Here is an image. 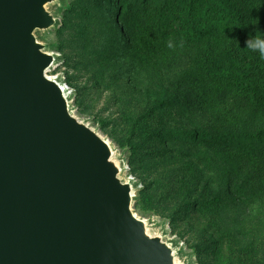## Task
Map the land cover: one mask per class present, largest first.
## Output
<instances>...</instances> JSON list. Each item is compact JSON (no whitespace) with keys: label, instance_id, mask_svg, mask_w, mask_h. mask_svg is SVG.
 <instances>
[{"label":"rangeland","instance_id":"1","mask_svg":"<svg viewBox=\"0 0 264 264\" xmlns=\"http://www.w3.org/2000/svg\"><path fill=\"white\" fill-rule=\"evenodd\" d=\"M213 1L196 25L180 19L190 0H55V25L34 35L70 114L109 144L133 213L177 264H264V85L256 69L250 93L209 77L227 60V24L264 38V0Z\"/></svg>","mask_w":264,"mask_h":264},{"label":"water","instance_id":"2","mask_svg":"<svg viewBox=\"0 0 264 264\" xmlns=\"http://www.w3.org/2000/svg\"><path fill=\"white\" fill-rule=\"evenodd\" d=\"M54 1L0 0V264H177L47 76L55 59L34 33L55 25Z\"/></svg>","mask_w":264,"mask_h":264},{"label":"trees","instance_id":"3","mask_svg":"<svg viewBox=\"0 0 264 264\" xmlns=\"http://www.w3.org/2000/svg\"><path fill=\"white\" fill-rule=\"evenodd\" d=\"M190 2H188L187 6H178L179 10L186 11L185 15H182L180 19H183V16H185L188 22L195 21L196 25H199L202 19L218 13L220 7V5L213 0H190ZM178 4H180V2ZM172 10L177 11V7L172 6ZM185 22L186 21L181 22L180 25ZM186 27L187 26H184L183 28ZM231 28H233V26L227 24V26L222 29L226 31V35L229 36L228 46L224 53L227 56V60L219 61L222 65L217 64L212 68V73L210 71L209 77L218 81L228 79V83L239 85L240 89L242 88L245 92L250 93L253 92L254 89L250 87L252 76L248 73V70L256 69L258 72L257 77L260 79L259 84L264 85V57H261L258 52H254L247 47L248 40L244 39L245 36L240 34V29L236 28L232 31ZM188 36L189 35H187V37L184 36V40H186ZM155 104L163 106L164 102H155ZM231 137L255 139L256 135L247 132H237L231 134Z\"/></svg>","mask_w":264,"mask_h":264},{"label":"clouds","instance_id":"4","mask_svg":"<svg viewBox=\"0 0 264 264\" xmlns=\"http://www.w3.org/2000/svg\"><path fill=\"white\" fill-rule=\"evenodd\" d=\"M247 47L254 52H258L261 57H264V38L248 40Z\"/></svg>","mask_w":264,"mask_h":264},{"label":"bare ground","instance_id":"5","mask_svg":"<svg viewBox=\"0 0 264 264\" xmlns=\"http://www.w3.org/2000/svg\"><path fill=\"white\" fill-rule=\"evenodd\" d=\"M54 68H55V67H54ZM51 69H52V68H51ZM49 77H50V76H49ZM51 77H52V76H51ZM61 87H62V90H63V92H64L65 97H67L66 94H65V89H64L65 86H64V87L61 86ZM69 110H70V109H69ZM120 173H121V172H120ZM121 181H122V180H121ZM147 223H148V222H147ZM166 242H167V241H166ZM172 249H173V248H172ZM176 254H177V253H176ZM175 256H176V255H175Z\"/></svg>","mask_w":264,"mask_h":264}]
</instances>
